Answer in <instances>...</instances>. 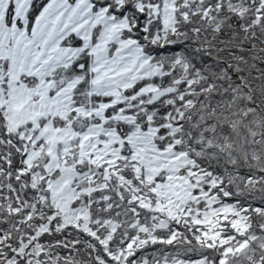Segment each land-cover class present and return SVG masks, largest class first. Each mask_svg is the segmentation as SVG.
Returning <instances> with one entry per match:
<instances>
[{
    "label": "snow or ice",
    "instance_id": "snow-or-ice-1",
    "mask_svg": "<svg viewBox=\"0 0 264 264\" xmlns=\"http://www.w3.org/2000/svg\"><path fill=\"white\" fill-rule=\"evenodd\" d=\"M0 264H264V0H0Z\"/></svg>",
    "mask_w": 264,
    "mask_h": 264
}]
</instances>
